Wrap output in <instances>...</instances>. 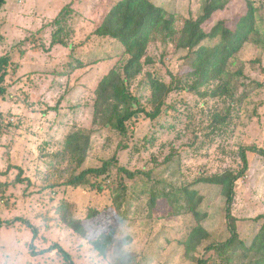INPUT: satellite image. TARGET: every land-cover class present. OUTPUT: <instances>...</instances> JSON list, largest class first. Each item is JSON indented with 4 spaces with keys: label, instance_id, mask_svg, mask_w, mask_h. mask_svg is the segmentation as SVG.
<instances>
[{
    "label": "rangeland",
    "instance_id": "obj_1",
    "mask_svg": "<svg viewBox=\"0 0 264 264\" xmlns=\"http://www.w3.org/2000/svg\"><path fill=\"white\" fill-rule=\"evenodd\" d=\"M116 1L6 0L0 12V56H12L7 96L0 99V264H69L56 245L75 264H197L205 246L224 241L230 232L221 187L196 180L239 168L244 146L256 150L247 151L249 168L236 184L232 212L240 238L250 244L264 223V0H221L224 7L203 24L208 32L220 20L234 28L251 4L256 8L257 32L228 61L229 94L204 95L206 87L194 93L183 81L157 118L142 111L129 121L127 137L94 122L99 81L128 58L118 40L94 33ZM153 1L174 15L179 32L167 43H150L153 63L132 82L131 91L147 111L152 104L146 72L166 82L183 80L192 60L187 48L178 47L186 40L180 31L204 13L208 0ZM68 4L61 32L67 45H54L59 27L53 21ZM76 132L91 138L82 168L118 156L107 175L78 187L65 183L73 170L56 155ZM124 143L127 148L119 149ZM183 188L194 195L192 206L208 214L201 223L210 237L190 253L185 241L198 220L182 207L187 204L178 198ZM70 218L82 222L86 236L69 225ZM125 224L130 235L121 231ZM241 260L231 262H251Z\"/></svg>",
    "mask_w": 264,
    "mask_h": 264
},
{
    "label": "trees",
    "instance_id": "obj_2",
    "mask_svg": "<svg viewBox=\"0 0 264 264\" xmlns=\"http://www.w3.org/2000/svg\"><path fill=\"white\" fill-rule=\"evenodd\" d=\"M226 1V0H224ZM6 0H0V12ZM221 0H208L204 13L197 19L186 21L184 28L180 31V38L185 35V41L179 42V48H187L188 56L192 63L184 74L183 80L173 77L171 82L159 78L152 72H146V85L151 91L152 109L147 111L141 106V102L136 94L131 91L132 82L140 74L144 73L145 66L153 63V59L148 55V47L155 40H162L167 43L176 39L179 31L174 29V15L153 0H117L104 15L100 25L94 33L101 37H110L118 40L125 48L124 53L128 55L127 60L121 64H116L99 81L95 89L94 100V122L105 127L113 128L124 137L130 131L128 122L133 120L136 115L146 111L150 118H157L164 111L168 96L179 89L181 83L185 81V89L194 93H200L206 87L204 95L217 97L229 94L228 84L225 82L224 74L230 58L234 57L241 47L250 41L251 36L257 32L256 8L251 4L248 12L240 16L234 28L229 27L225 20L217 22L208 32L203 24L211 19L212 14L224 7ZM71 5H66L53 23L59 28L53 33L52 44H65L67 42L61 36V32L66 31V19L71 11ZM214 46L204 44L208 38H218ZM3 35L0 32V41ZM169 40V41H168ZM74 48V45H70ZM70 49L72 50V48ZM80 66L84 64L77 59ZM95 63V62H93ZM12 64V56L9 53L0 56V99L7 96V76L8 67ZM3 127V113L0 109V131ZM127 143L120 144L119 149H126ZM91 138L80 134L71 133L65 140L64 148L56 155L61 156L62 160H67L72 167V173L66 180L67 185L78 187L88 184L92 178H99L109 173L111 168L118 165V156L115 153L111 158L104 160L103 164L97 167L82 168L89 154ZM248 150H256L255 146L241 147L240 157L242 164L237 169H226L223 172L211 175H202L196 182H204L219 185L222 195L226 200V220L230 236L224 241L212 242L205 246L202 256L196 258L197 264H232V260L241 257V262L250 258L249 264H264V223L254 236L250 244L240 238L238 230V218L232 212L233 203L236 196L237 181L243 177L249 168L247 157ZM260 152H264L260 150ZM81 169V171H78ZM133 178L135 174L120 167ZM18 181H22V174H18ZM92 186L98 190L103 189V184L94 182ZM179 194V199H185L182 207L192 212L198 220V224L193 227L187 240L185 241L187 252L195 251L203 240L210 237L208 230L202 225V220L207 217V212L197 210L193 205L194 195L188 188H183ZM173 194H167L168 199ZM117 196H120L117 195ZM171 199V198H170ZM156 202L154 197L152 200ZM64 207V206H63ZM62 207V208H63ZM178 211V210H177ZM176 211V212H177ZM175 212V213H176ZM94 215V214H92ZM164 215H159L162 217ZM121 220H123L121 218ZM67 222L76 231L84 236L85 227L77 219H67ZM33 231L37 233V228L32 224ZM59 248L69 264H75L68 252L62 246Z\"/></svg>",
    "mask_w": 264,
    "mask_h": 264
},
{
    "label": "clouds",
    "instance_id": "obj_3",
    "mask_svg": "<svg viewBox=\"0 0 264 264\" xmlns=\"http://www.w3.org/2000/svg\"><path fill=\"white\" fill-rule=\"evenodd\" d=\"M121 231L124 232V233H127L128 235H130V232L128 230V226L125 224L122 228H121ZM127 249H123L122 251H126Z\"/></svg>",
    "mask_w": 264,
    "mask_h": 264
}]
</instances>
